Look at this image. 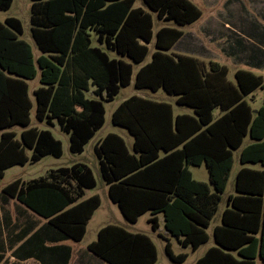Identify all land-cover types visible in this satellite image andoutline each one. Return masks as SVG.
Instances as JSON below:
<instances>
[{"label":"trees","instance_id":"trees-1","mask_svg":"<svg viewBox=\"0 0 264 264\" xmlns=\"http://www.w3.org/2000/svg\"><path fill=\"white\" fill-rule=\"evenodd\" d=\"M12 2L0 0V11ZM142 2L158 20L173 26L154 34L152 15L135 8V0H31V37L40 53L36 59L19 38L21 22L6 18L0 23V181L12 166L62 156V144L50 130L30 127L29 82L38 81L35 119L48 127L56 123L68 136L69 152L81 154L104 126L103 103L131 84L133 65L144 63L153 43L150 62L135 73L134 88L163 90L192 115H174L171 104L138 96L115 108L111 123L125 129L133 143L130 151L121 137L110 133L93 146L109 200L129 223L150 214L153 232L161 214L168 235L192 252L208 242L206 229L224 202L221 224L212 233L215 246L194 264H255L257 256L264 264V170L240 168L234 193L222 198L233 151L241 149L242 166L264 167V104L253 109L244 100L263 89V78L236 70L232 83L228 69L217 62L169 55L183 35L180 28L197 21L201 11L190 0ZM91 90L96 99L85 97ZM14 127L22 129L19 139ZM246 137L251 143L242 148ZM202 165L209 184L194 180L189 170ZM95 187L92 171L77 163L26 185L13 181L3 192L80 242L100 206L97 195L83 200L84 191ZM88 250L107 264L157 260L150 237L117 225L101 228ZM164 252L176 264L187 259V254H173L168 239Z\"/></svg>","mask_w":264,"mask_h":264},{"label":"rangeland","instance_id":"rangeland-1","mask_svg":"<svg viewBox=\"0 0 264 264\" xmlns=\"http://www.w3.org/2000/svg\"><path fill=\"white\" fill-rule=\"evenodd\" d=\"M190 1L199 8L202 16L194 23L180 28L184 33L183 37L175 44L172 50L167 53L169 55L194 56L196 53L195 48H205V50L208 51V55L214 58L215 62L229 69L227 79L230 82L234 83V72L237 68L250 70L253 74L261 76L264 81V56L260 55V53L264 54V0ZM134 7L142 8L152 15L154 34L163 26H173L172 23L158 20L156 15L144 6L142 0H135ZM30 9L31 0H13L11 7L7 11H0V23L3 24L6 18L18 19L23 28V33L19 38L31 46L34 58L36 59L40 53L31 37ZM154 50L152 43L149 45V54L142 65L150 62L151 54ZM109 56L110 58H117L115 53H109ZM124 59L128 61V59ZM140 66L133 65L131 84L126 88H122L113 101L103 103L105 108L104 126L96 133L95 138L84 147V151L81 154H72L69 152L68 136L59 130V126L56 123L54 127H48L35 119V100L32 91L38 87V81L29 82V98L33 106L30 113V127H36L39 130H50L54 138L59 140L62 144V156L60 158L46 156L35 164L27 163L23 167L16 166L9 169L0 181V191L4 186L17 178H21L24 182L39 180L41 178L47 179L51 172H55L59 168L71 167L77 163L85 164L93 173L96 187L85 190L84 196L89 197L97 195L100 198L101 204L86 227V234L80 244L84 251L90 253L89 255L92 256L93 254L88 252L86 246L96 240L99 228L107 224H116L130 233L145 234L152 239L157 251V260L155 264H176L171 262L164 252L165 239L169 240L174 255L187 254L186 261L181 264H194L206 247L214 245L212 239L195 252H192L190 249L182 248L174 237L166 234L167 232L163 227V217L161 214L158 215L161 224L160 233H158L160 238L157 236L158 234L152 231L148 223L150 214L143 215L136 223L127 222L117 206L109 200L107 196V187L98 174V161L94 154L93 146L99 139L110 133L116 134L123 138L131 151L132 137L125 129L111 123L112 112L124 100L132 96H138L155 102L171 104L175 115H192L191 109L177 106L175 104V97L166 94L163 90L153 93L148 90L135 89L134 76ZM246 67L252 68L248 69ZM85 97L87 99H96L92 91L85 93ZM244 100H246L253 109H257L261 106L264 103V82L263 89H257L252 95L245 97ZM219 114L220 112L218 109L213 111L214 118H217ZM12 130L18 134L17 139H19V134L22 129L20 127H14ZM250 142L248 137L244 138L242 148ZM240 150L241 149L233 151V166L229 172L225 192L222 195L223 199L234 193L236 174L238 170L243 167L239 163ZM244 166L253 169H261L260 165L249 164ZM189 170L194 180L209 184V175L205 165L200 167L190 166ZM223 208L224 203L221 202L219 211L210 221V226L207 230L209 235L211 234V229L219 224L220 214ZM94 259L101 264H107L96 257ZM255 262L256 264H262L259 258H257Z\"/></svg>","mask_w":264,"mask_h":264},{"label":"crops","instance_id":"crops-1","mask_svg":"<svg viewBox=\"0 0 264 264\" xmlns=\"http://www.w3.org/2000/svg\"><path fill=\"white\" fill-rule=\"evenodd\" d=\"M200 31H199V33H200ZM183 35H184V33H183ZM183 35H182V37H183ZM175 44H174V46H175ZM195 49H196V53L194 54V56H190V57L196 58L199 61L203 62L204 64H207L210 61L215 62L214 58H211L208 55V53H207L208 51H206L205 48L197 47ZM260 55L264 56V54H262V53H260ZM185 56H187V55H185ZM246 68H248V67H246ZM251 68H248V69H251ZM236 70H242V69L237 68ZM246 71H250V70H246ZM256 71H258V70H256ZM228 73H229V69H228ZM28 85H29V83H28ZM35 89H33V91ZM33 91H32V94H33ZM179 115H182V114H179ZM12 129H11V131H13ZM17 136H18V134H17ZM132 143H133V139H132ZM132 143H131V147H132ZM126 146H127V144H126ZM127 148H128V146H127ZM29 152L30 151H28V150L26 151V155L28 157L31 155V152L30 153ZM247 165H249V164H247ZM256 165H258V164H256ZM16 166L23 167L24 165H16ZM16 166H12V167L6 169L4 171V176H5V173L9 169L16 167ZM243 167H245V166H243ZM246 168H249V167H246ZM250 169H253V168H250ZM257 170H264V167H261V169H257ZM41 179H43V178H41ZM16 180H20L21 183L25 184V185L34 181V180H31L29 182H24V181H22L21 178H17ZM16 180H14V181H16ZM3 188L0 191V264H101L99 261H96V259H94L95 257L100 259L99 257L95 256L93 253H92L93 254L92 256H95V257H92L91 255H89L90 253H87L86 251H84L81 248L80 244H81L82 240L80 242H76V241H73V240L65 237L56 228L51 226L48 223V220L39 216L38 214H36L32 210H30L29 208L24 206L22 203H20L16 199L5 194L3 192ZM107 196H108V194H107ZM90 197H92V196H89V197L84 196L83 200L88 199ZM100 204H101V201H100ZM224 208H225V205H224ZM224 208H223V210H224ZM98 209H96L93 212L91 218L93 217V215L96 213V211ZM221 214H222V212H221ZM221 214H220L219 224L215 225L211 229L210 235L207 233L208 229H206V233L209 236V240L212 239V242L214 245L206 247V249L203 251L201 256L209 248L215 246V243H214V240L212 237V233H213V229L216 226H219L221 224ZM150 217H149V219H150ZM157 219H158V215H157ZM107 225H116V224H107ZM107 225H105V226H107ZM105 226H102L101 228H103ZM160 227H161V224H160V220L158 219V229L154 233H156V234L160 233V231H159ZM163 227H164V222H163ZM101 228H99V230ZM166 234H168V233H166ZM157 236L160 238L159 234ZM209 240H208V242H209ZM88 245L86 246L87 250H88ZM204 245H202V246H204ZM88 252H90V251L88 250ZM201 256H199L197 259H199ZM257 258H259V257L257 256L255 258L254 262L256 261ZM255 264H256V262H255Z\"/></svg>","mask_w":264,"mask_h":264}]
</instances>
